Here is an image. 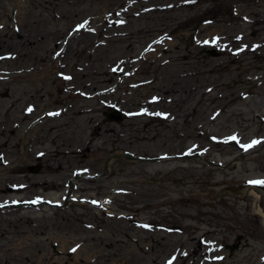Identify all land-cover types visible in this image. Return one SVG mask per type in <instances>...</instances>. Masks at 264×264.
<instances>
[{
    "label": "rangeland",
    "instance_id": "374dc122",
    "mask_svg": "<svg viewBox=\"0 0 264 264\" xmlns=\"http://www.w3.org/2000/svg\"><path fill=\"white\" fill-rule=\"evenodd\" d=\"M252 181L264 0H0V264H264Z\"/></svg>",
    "mask_w": 264,
    "mask_h": 264
},
{
    "label": "water",
    "instance_id": "95a60500",
    "mask_svg": "<svg viewBox=\"0 0 264 264\" xmlns=\"http://www.w3.org/2000/svg\"><path fill=\"white\" fill-rule=\"evenodd\" d=\"M210 52V51H209ZM117 113H118V110L117 109H114L113 111H111L110 113H109V117H111L112 119H115L116 121H120L121 120V117H119L118 115H117ZM130 153L128 152V151H125L124 153H115V155H112V156H110L109 158H107L106 159V161L108 162V160H110V159H115V158H118V157H125V156H130L129 155ZM132 159H134V160H151V159H149V158H147V159H145V158H142V157H139V156H136V157H131ZM30 169H32V167L30 166V168H29V170ZM234 247H235V245H229V248H230V250H233L234 249Z\"/></svg>",
    "mask_w": 264,
    "mask_h": 264
},
{
    "label": "flooded vegetation",
    "instance_id": "af4514ba",
    "mask_svg": "<svg viewBox=\"0 0 264 264\" xmlns=\"http://www.w3.org/2000/svg\"><path fill=\"white\" fill-rule=\"evenodd\" d=\"M126 159H129V158L126 157ZM40 165H41V164H40ZM40 165H37L38 168H40ZM35 168H36V167H34L33 169H35ZM106 169H107V168H105V171H106ZM83 170L86 171V170H88V169H83ZM83 170L80 169L79 171H83ZM77 172H78V170H77ZM77 175H78V174H77ZM95 175H96V174H95ZM74 181H75L74 179H69V180L67 181L66 184L68 185L69 189H73V188L75 187L74 185L70 187V184H69L70 182H72V184H73ZM95 200H97L96 197L94 198V201H88V202H89L92 206H96V205H98V204H97V202H96Z\"/></svg>",
    "mask_w": 264,
    "mask_h": 264
},
{
    "label": "snow or ice",
    "instance_id": "6c2138e0",
    "mask_svg": "<svg viewBox=\"0 0 264 264\" xmlns=\"http://www.w3.org/2000/svg\"><path fill=\"white\" fill-rule=\"evenodd\" d=\"M253 143H255V142H253ZM251 145H247V146H245V147H250ZM250 183H257V184H264V181H252V182H250ZM75 249H73V251H74Z\"/></svg>",
    "mask_w": 264,
    "mask_h": 264
}]
</instances>
